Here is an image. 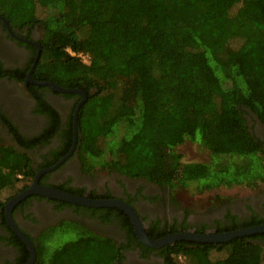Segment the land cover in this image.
Returning <instances> with one entry per match:
<instances>
[{
    "label": "trees",
    "instance_id": "obj_1",
    "mask_svg": "<svg viewBox=\"0 0 264 264\" xmlns=\"http://www.w3.org/2000/svg\"><path fill=\"white\" fill-rule=\"evenodd\" d=\"M0 15L11 28L41 31L34 80L87 93L78 110L76 144L85 172L107 169L197 193L256 188L264 181V141L247 121L256 117L264 125V0H0ZM31 47L24 67L0 66V76L24 82L37 52ZM27 84L39 94L36 111L49 123L42 135L26 142L0 111V126L6 122L19 142V147L0 143V210L32 182L38 168L53 165L72 143L81 95L63 94L76 100L61 128L58 112L42 92L50 88ZM58 130L63 146L51 149L53 160L43 156L34 167L28 149ZM186 141L204 148L207 159L182 161L176 149ZM56 202L88 210L101 221L116 217L127 242L62 221L32 241L33 264H121L131 242L144 256L154 250L138 241L118 208ZM260 223L264 217L221 230ZM64 231L71 239L52 246V236ZM10 243L19 247L16 264H24L27 246L15 235ZM156 250L165 264H264V233L221 243L177 241Z\"/></svg>",
    "mask_w": 264,
    "mask_h": 264
},
{
    "label": "flooded vegetation",
    "instance_id": "obj_2",
    "mask_svg": "<svg viewBox=\"0 0 264 264\" xmlns=\"http://www.w3.org/2000/svg\"><path fill=\"white\" fill-rule=\"evenodd\" d=\"M10 29L11 32L0 19V66L14 70L16 67H24L28 63L33 54L31 46L36 47L41 31L36 26L26 27L24 30L11 27ZM28 30L30 31L28 32ZM25 79L26 76L23 82L6 74L0 76V111L9 119L26 142H32L43 134L44 129L48 126L49 118L36 111V98L39 94L28 86ZM19 85L22 86V89L19 88ZM42 92L48 103L58 112L60 126L63 128L76 98L65 97L62 93L54 92L51 89ZM255 122L254 133L264 141V125L257 119ZM16 137L6 122L0 126V138L6 140L3 144L19 147ZM63 140L62 132L58 130L51 136L43 137L41 144H36L28 149V153L34 161L33 166L38 167L42 163L43 156L53 160L51 149L58 150L59 146H63ZM76 144L77 140L71 155L58 167L40 174L37 179L38 184L52 186L60 190L67 188L76 192L81 191L82 195L90 198L122 200L135 210L144 224L146 233L160 235L159 237L186 231L220 233L225 232L226 230L221 229L227 228L229 225L251 220L253 217H264V181L261 182L262 185L259 184L263 187L261 193L248 197V200L246 198L240 200L221 197L217 191L214 194L211 193L202 202L199 201L198 207H193L196 204L194 197L181 196L176 191L173 192L174 188L168 186H160L143 178L133 179L107 169L85 172L78 157ZM44 168H38L35 175ZM99 170L103 172L102 177L95 174ZM219 188H213L211 191ZM22 190L16 192L9 199ZM9 199L0 210V264H16V257L20 255L19 247L10 243L13 235L17 238L18 236L6 218L5 205ZM56 201L58 200L31 194L12 207L11 218L31 241L36 240L41 232L50 226L62 221H73L82 224L96 234L111 237L118 243L127 242L126 231L121 228L120 221L115 219L116 217L109 221H101L99 217L91 216L88 210L76 209L67 205L58 206ZM3 220L6 224H3ZM177 241L188 240H176L175 242ZM153 249L144 256L142 248L131 242L123 250L125 257L121 264H165V257L157 253V248Z\"/></svg>",
    "mask_w": 264,
    "mask_h": 264
},
{
    "label": "water",
    "instance_id": "obj_3",
    "mask_svg": "<svg viewBox=\"0 0 264 264\" xmlns=\"http://www.w3.org/2000/svg\"><path fill=\"white\" fill-rule=\"evenodd\" d=\"M0 19L2 20L3 24L6 26V28L11 32V29L5 20L4 17L0 16ZM37 52L35 55V58L31 64V67L29 68L27 75H26V81L30 82L35 85H42L49 87L52 91L57 93H78L81 95L80 100L78 101L74 112H73V120H72V127H73V145L71 146L70 150L61 157L54 165L40 169L38 173L35 175L33 182H31L24 190L19 192L16 196L9 199V201L5 205V212H6V218L7 222L12 228V230L15 232V234L18 236V238L27 246V249L29 251V258L24 264H33L36 259V251L34 248L33 242L23 234V232L17 227V225L14 223V221L11 218V209L12 207L21 199H24L25 197L31 195V194H39L46 198H51L75 205L85 206V207H93V208H100V207H110V208H118L124 213L128 215L130 218V221L132 223L133 231L138 239V241L150 248H160L167 244H172L176 240H188V241H194V242H206V243H217V242H226L236 237H242V236H249L253 234H260L264 233V223L255 224L247 227H241L234 230H229L225 232L220 233H196L194 231H186V232H178V233H171L159 238H152L150 237L145 229L144 224L141 221V219L138 217L135 210L126 202L116 199V198H90L85 195H77L73 194L64 190H60L58 188L47 186V185H40L37 182L38 177L42 172H47L50 170L55 169L58 167L65 159H67L74 147L75 143L78 137V131H77V116H78V110L82 103L87 98V93L79 88H65L62 86H59L53 82L50 81H40V80H34L31 76V73L33 71V68L36 64V61L39 56L40 47L38 43L36 44Z\"/></svg>",
    "mask_w": 264,
    "mask_h": 264
},
{
    "label": "rangeland",
    "instance_id": "obj_4",
    "mask_svg": "<svg viewBox=\"0 0 264 264\" xmlns=\"http://www.w3.org/2000/svg\"><path fill=\"white\" fill-rule=\"evenodd\" d=\"M19 88L22 89V86L19 85ZM255 118V119H254ZM253 119L248 118V124L250 125V127L252 128V130L254 131V124L256 123V117H254ZM1 139V138H0ZM6 140H0V143L4 142ZM178 152H180V154L182 155V161H205L207 159L208 153L207 151L198 146L195 143H192L190 141H186L185 143H183L182 145L178 146L176 149ZM95 174H97L96 176H101L103 175L102 171H97L95 172ZM261 184V183H260ZM262 185V184H261ZM261 185H258V187L256 188H245V187H239V186H235L229 189L226 188H219L218 190H208L205 191L203 193H197L195 191H193L192 189H188V188H181V187H175L173 192H177L179 195L184 196V197H194L196 199V204L193 205V207H198L199 201L202 202L204 199H206L211 193H218L219 196L221 197H225V198H229L232 197L233 199H240L243 200L244 198H246L248 200V197L250 196H256L258 194L261 193L262 188ZM220 192V193H219ZM7 194H4V197H6ZM195 203V202H194ZM72 237V233L70 232H57V234L55 236H52L50 243L52 246L57 245L60 242L63 241H68L70 240Z\"/></svg>",
    "mask_w": 264,
    "mask_h": 264
}]
</instances>
